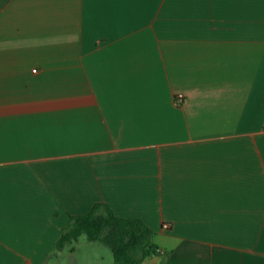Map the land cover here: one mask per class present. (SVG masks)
<instances>
[{
  "label": "crops",
  "instance_id": "1",
  "mask_svg": "<svg viewBox=\"0 0 264 264\" xmlns=\"http://www.w3.org/2000/svg\"><path fill=\"white\" fill-rule=\"evenodd\" d=\"M97 203L144 264H264V0H0V264Z\"/></svg>",
  "mask_w": 264,
  "mask_h": 264
},
{
  "label": "trees",
  "instance_id": "2",
  "mask_svg": "<svg viewBox=\"0 0 264 264\" xmlns=\"http://www.w3.org/2000/svg\"><path fill=\"white\" fill-rule=\"evenodd\" d=\"M82 236L108 245L115 264H144L157 251L154 232L143 220L119 217L104 203H97L89 213L71 215L56 242V250L78 242Z\"/></svg>",
  "mask_w": 264,
  "mask_h": 264
},
{
  "label": "rangeland",
  "instance_id": "3",
  "mask_svg": "<svg viewBox=\"0 0 264 264\" xmlns=\"http://www.w3.org/2000/svg\"><path fill=\"white\" fill-rule=\"evenodd\" d=\"M75 247V249H73ZM153 260L146 264H157ZM45 264H115L111 248L101 242L89 241L82 236L78 242L66 245V247L46 258Z\"/></svg>",
  "mask_w": 264,
  "mask_h": 264
},
{
  "label": "built area",
  "instance_id": "4",
  "mask_svg": "<svg viewBox=\"0 0 264 264\" xmlns=\"http://www.w3.org/2000/svg\"><path fill=\"white\" fill-rule=\"evenodd\" d=\"M179 103H181L183 101V96L182 95H179L176 99ZM167 226L164 225V228H166Z\"/></svg>",
  "mask_w": 264,
  "mask_h": 264
}]
</instances>
